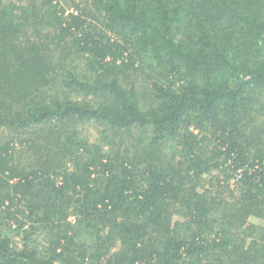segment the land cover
I'll use <instances>...</instances> for the list:
<instances>
[{
    "label": "trees",
    "instance_id": "16d2710c",
    "mask_svg": "<svg viewBox=\"0 0 264 264\" xmlns=\"http://www.w3.org/2000/svg\"><path fill=\"white\" fill-rule=\"evenodd\" d=\"M0 264H264V0H0Z\"/></svg>",
    "mask_w": 264,
    "mask_h": 264
},
{
    "label": "rangeland",
    "instance_id": "374dc122",
    "mask_svg": "<svg viewBox=\"0 0 264 264\" xmlns=\"http://www.w3.org/2000/svg\"><path fill=\"white\" fill-rule=\"evenodd\" d=\"M63 5H64L65 8H70L69 7L70 6V1L63 2ZM70 10L68 9V11H70ZM128 77H129L128 80L134 81V83L136 84V88L138 90H141L142 91V89L145 88L143 75L134 73V74L129 75ZM84 128H86V130H87L86 133L89 132V136L91 138H94L95 137L96 134H95L94 130L92 129V126L91 125H84ZM252 221L255 222L256 224H261V222L259 220H257V219H253ZM19 238L20 237H17V236L14 238V241L16 243H18V244L20 242ZM38 240H40V239H38Z\"/></svg>",
    "mask_w": 264,
    "mask_h": 264
}]
</instances>
